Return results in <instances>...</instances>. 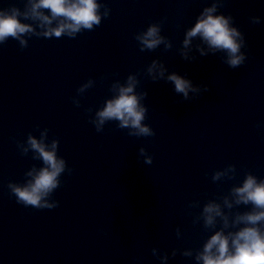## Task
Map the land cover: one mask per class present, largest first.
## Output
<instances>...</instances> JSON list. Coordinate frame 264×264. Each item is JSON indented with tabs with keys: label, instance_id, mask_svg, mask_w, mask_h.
<instances>
[{
	"label": "water",
	"instance_id": "1",
	"mask_svg": "<svg viewBox=\"0 0 264 264\" xmlns=\"http://www.w3.org/2000/svg\"><path fill=\"white\" fill-rule=\"evenodd\" d=\"M98 3L92 29L46 37L29 18L25 44L0 43V264H202L196 256L224 226L222 217L208 225L204 208L221 205L225 231H238L236 217L253 207L236 204L233 189L248 175L264 180V0ZM28 5L0 0V9ZM213 6L241 33L246 61L236 68L200 37L184 46ZM152 25L163 42L148 49L138 37ZM173 73L198 91L176 93ZM129 77L153 135L117 120L98 129L97 113ZM29 137L56 142L65 161L52 209L24 206L9 188L45 167Z\"/></svg>",
	"mask_w": 264,
	"mask_h": 264
},
{
	"label": "clouds",
	"instance_id": "2",
	"mask_svg": "<svg viewBox=\"0 0 264 264\" xmlns=\"http://www.w3.org/2000/svg\"><path fill=\"white\" fill-rule=\"evenodd\" d=\"M98 0H29L27 10L21 12L18 7L0 9V43L9 37L18 39L23 45L25 33L33 32V27L25 20L29 18L41 21V28L47 30L46 37H60L62 34L74 36L81 29H92L101 22ZM42 9L50 11L45 15ZM215 6L206 8L194 26L188 30L184 40L187 48L193 37H200L212 51L223 50L227 53V64L236 68L246 61L241 52L243 40L241 33L231 26L230 18L215 15ZM59 20L56 26L53 21ZM159 28L152 25L138 39L148 49L156 48L163 42ZM203 54V49H201ZM154 64L149 71H155ZM161 68L160 76L164 75ZM174 84L176 93H182L188 99L190 92L198 91L191 80L178 74L167 77ZM87 87V85L85 86ZM136 80L129 77L127 86L119 88L118 95L107 101L104 108L97 113L98 129L106 121H120V127L135 129L134 135H153L152 129L142 123L146 109L140 105V97L135 92ZM29 144L44 161L45 167L29 175L32 179L26 184H10L11 194L18 203L37 209H52L57 205L49 204L48 195L59 186V176L65 169V161L57 155V144L50 146L43 140L29 137ZM143 151V149L141 150ZM151 163V160H148ZM220 174H217V178ZM236 204H251L252 211L238 215L235 225H243L238 231H225L229 227L228 217L222 212L221 205L209 203L204 208L206 223L213 225L216 217H222L224 226L207 240L203 250L196 256L202 264H264V180L248 175L242 186L233 189ZM229 208L232 204L225 200Z\"/></svg>",
	"mask_w": 264,
	"mask_h": 264
}]
</instances>
